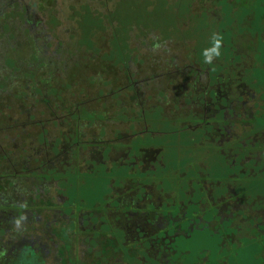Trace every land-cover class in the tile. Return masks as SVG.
<instances>
[{"label":"flooded vegetation","instance_id":"obj_1","mask_svg":"<svg viewBox=\"0 0 264 264\" xmlns=\"http://www.w3.org/2000/svg\"><path fill=\"white\" fill-rule=\"evenodd\" d=\"M14 2L31 59L7 64L19 90L0 91L20 104L0 106V264H264V0L262 28L198 39L183 22L119 33L113 8L85 3L62 52L57 18L38 28ZM104 31L115 70L88 90Z\"/></svg>","mask_w":264,"mask_h":264},{"label":"rangeland","instance_id":"obj_2","mask_svg":"<svg viewBox=\"0 0 264 264\" xmlns=\"http://www.w3.org/2000/svg\"><path fill=\"white\" fill-rule=\"evenodd\" d=\"M11 1L12 0H0V77L3 76V73H7L6 75L10 76L11 73L7 64H12V60H16L18 63H20V65L25 66L31 59V43L24 35L23 30H20L22 28V23L18 22L15 19L17 18L22 21L24 18L22 12H24V10L22 12H14L17 5H12ZM20 1H23L24 5L27 4L30 6V13L28 14V16L30 19H33V22L37 19L38 28L45 29L44 23H47V21L48 23H50L51 18L53 17L57 18V21H59V23L54 27V35L56 39H54L53 47L56 48V46H59L60 52L63 51V48H67L68 45H73L74 42L68 36V33H74V31H69V28L73 26L76 27V24L71 21V18L73 17V19L76 20L77 18L82 17L83 19L85 18V16H89V14H95L88 6H82L81 10H76L80 7V5L85 3L94 5L95 8L98 9L99 12H101V15L102 13L108 14L109 10L113 8L112 12L114 13L115 19L117 21L119 33L124 32L128 26L133 27L135 30L139 31L138 34L141 35L142 28H161L165 26V28L167 29L170 27H176L183 22L182 24H180V26H193V28H191L192 33L194 34L192 38L198 39V37H202L205 35L203 34V32H205V29L209 26L216 28H226L229 27L231 23H233L232 27L262 28L264 24V22L263 24H261L260 19L256 18V15L259 16L261 9L256 4H253V2L249 3L248 0L242 1H245V3H247L248 5H252L251 12H248L252 13V17L249 19L242 18V9L244 8V5L238 6L240 8V13L236 12L234 14H229L230 7H228V5L226 4V0H214L213 6H218L219 8L216 9L215 14H213L214 20L208 18L207 16L206 10L208 4L205 6V8H203L202 6L200 7V5L197 4V1L200 0H172V2L166 4L158 0H145V3L144 0H38V4L37 0ZM115 2L116 4H114ZM189 2H192L194 4L193 11L197 13L195 18L186 20V18L184 17L185 15L182 12L181 17L175 19L176 13L178 11V6L181 3L183 5ZM14 3L17 4L19 2L18 0H15ZM195 4H197V6ZM155 6V11H157L156 13H158V15L160 16L154 13L151 14ZM183 8L185 10V6H183ZM210 8L212 7H209V9ZM201 15L202 19H198L197 16L201 17ZM219 18L220 20L216 22V20ZM89 25V22L83 21V26ZM51 28L52 27H50L49 30H51ZM199 29H203V31H200ZM169 32L174 35V33H176V30H169L168 32L164 31L165 34H168ZM15 33H17V36L15 35V38L10 39L9 36ZM85 36H87V34ZM98 36L99 37L96 46L102 51V54H99L98 57H96V60L88 63V67H85L86 81L88 80L89 76L92 77L89 78V80H92L93 78H95L96 80V84L94 86H92L88 82L86 83L85 87L88 90L96 89V87L100 85V82L103 81V79H108L110 77L109 75L112 74V72L115 70V68L113 67V63H111L110 61L106 62L104 60H100L104 59L103 54H106L107 51L110 50V40L112 38V34L110 31H104L102 33H99ZM87 38L88 37L85 38V42L87 45H89V41ZM222 38L226 39L223 36ZM105 39H107V41H105ZM220 41L225 42V40ZM134 43H137V40H135ZM40 54L41 57L45 56L43 52H41ZM60 57L66 58L67 55L64 53L61 54ZM43 74L46 75V73ZM55 75H57V73H55ZM13 76L15 77L18 75L14 74ZM103 76L107 77L103 78ZM52 79L54 81L53 83H56L57 77L54 76ZM15 83L18 84L17 82ZM22 83L25 84L26 82L22 80ZM11 88V91L16 90L12 85ZM10 96L11 95L0 97V106L4 109V111L15 118L17 107L20 104ZM7 104H9V107H11L10 110L7 109ZM93 118L94 117L89 116L88 120L91 122ZM10 121L12 123L13 119H11ZM1 122H3V120H1ZM13 135L14 134H12V136ZM252 262L253 260L247 257L241 260V264H252Z\"/></svg>","mask_w":264,"mask_h":264},{"label":"trees","instance_id":"obj_3","mask_svg":"<svg viewBox=\"0 0 264 264\" xmlns=\"http://www.w3.org/2000/svg\"><path fill=\"white\" fill-rule=\"evenodd\" d=\"M209 0H200V1H197L198 2V4L200 5V7L202 6L203 8H205V6L207 5V3H209L208 2ZM221 1V0H220ZM238 1L239 0H230V2H227V0L225 1L226 2V4L228 5V7H230V12H229V14H233V12H237V11H240V8L239 9H237L238 8V5L239 4H242V5H248L247 3H245V1H240L239 3H238ZM257 0H253V1H248L249 3H252V2H254L253 4H256L257 6H258V4H259V0L256 2ZM162 3H164V4H166V3H169L170 2V0H163V1H161ZM234 3V4H233ZM238 3V4H237ZM191 4V2H189V3H185V4H183V6H185V8L186 9H188V5H190ZM182 5V3L179 5V6H181ZM251 6L252 5H248V6H245V8H243L242 9V11H250L251 12ZM163 9V8H162ZM160 12H163V11H160ZM165 14V13H164ZM197 18L198 19H202V15H201V17L200 16H197ZM175 19H177V17H175ZM220 19H217L216 20V22L217 21H219ZM12 65V64H11ZM6 79H7V77H6ZM6 79L2 76V77H0V91H11V85L16 89L15 91H17V90H19L16 86H14L13 85V83L9 80V79H7V81H6Z\"/></svg>","mask_w":264,"mask_h":264}]
</instances>
